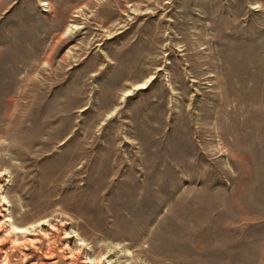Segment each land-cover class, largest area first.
Listing matches in <instances>:
<instances>
[{
	"label": "rangeland",
	"instance_id": "rangeland-1",
	"mask_svg": "<svg viewBox=\"0 0 264 264\" xmlns=\"http://www.w3.org/2000/svg\"><path fill=\"white\" fill-rule=\"evenodd\" d=\"M0 264H264V0H0Z\"/></svg>",
	"mask_w": 264,
	"mask_h": 264
},
{
	"label": "bare ground",
	"instance_id": "bare-ground-1",
	"mask_svg": "<svg viewBox=\"0 0 264 264\" xmlns=\"http://www.w3.org/2000/svg\"><path fill=\"white\" fill-rule=\"evenodd\" d=\"M146 86H147V83H145V84L139 86V87L136 88V89H144V88H146ZM15 232L18 234V233H26V232H28V231L15 230Z\"/></svg>",
	"mask_w": 264,
	"mask_h": 264
}]
</instances>
